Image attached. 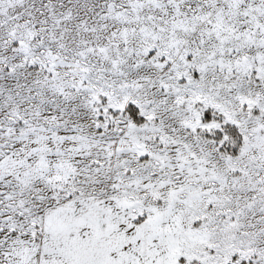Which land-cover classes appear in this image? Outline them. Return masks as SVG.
<instances>
[{
  "label": "snow or ice",
  "instance_id": "6c2138e0",
  "mask_svg": "<svg viewBox=\"0 0 264 264\" xmlns=\"http://www.w3.org/2000/svg\"><path fill=\"white\" fill-rule=\"evenodd\" d=\"M0 264H264V0H0Z\"/></svg>",
  "mask_w": 264,
  "mask_h": 264
}]
</instances>
